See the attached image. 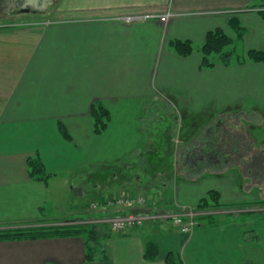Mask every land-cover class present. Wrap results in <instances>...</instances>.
I'll use <instances>...</instances> for the list:
<instances>
[{"label": "crops", "instance_id": "1", "mask_svg": "<svg viewBox=\"0 0 264 264\" xmlns=\"http://www.w3.org/2000/svg\"><path fill=\"white\" fill-rule=\"evenodd\" d=\"M253 2L59 0V20L53 23H0V226L39 225L34 223L38 219L60 215L47 210L56 182L31 179L26 164L29 156L38 155L46 170L57 175L62 169L82 171L94 163H121L132 152L154 151V132L145 129H153L150 122L161 114L163 105L177 117L196 114L210 119L207 128L190 132L179 143L189 152L208 146L220 149L226 130L214 124L218 120L255 123L249 112L257 114L264 107V62L246 58L238 63L236 58L229 64L202 67L199 52L209 30L221 28L232 34L231 17H237L245 29L243 54L248 49H264V20L251 7ZM167 10L172 14L166 21L120 19ZM174 38L190 40L193 52L186 57L172 52L169 41ZM95 101L110 112L101 134L94 133L89 114ZM58 121L67 127L71 141L61 136ZM145 133L150 136L146 148L141 147ZM235 133L245 138L237 145L240 151L232 150V162L188 169L182 172L183 179L175 172L176 179L166 181L168 173L160 176L158 172L160 179L146 180L150 184L145 187L135 175L126 193L136 196L149 187L148 195L163 200L167 208L195 205L211 189L218 190L225 203L264 201V143L258 144V133L253 135L249 128L230 135ZM206 172L208 177H202ZM118 174L112 168V181L125 179ZM58 181L63 188L69 183ZM99 187L93 185L91 192L98 195ZM110 195L98 196L96 210L85 208L73 216L98 218L141 208L110 205ZM258 210L255 206L221 210L218 214L248 213L250 218H245L247 214L223 219L218 215L217 225L197 224L191 235L167 221L123 232L112 231L106 224L112 232L100 234L102 253L90 262L85 259L82 235L1 240L0 264H168V253L177 264H246L253 256L248 253L260 246L259 218L253 220L252 215ZM149 239L158 246L154 260L144 257Z\"/></svg>", "mask_w": 264, "mask_h": 264}, {"label": "rangeland", "instance_id": "2", "mask_svg": "<svg viewBox=\"0 0 264 264\" xmlns=\"http://www.w3.org/2000/svg\"><path fill=\"white\" fill-rule=\"evenodd\" d=\"M58 3L59 0H0V23H6V22H14V21H37V22H45L46 24L53 23V21L59 20L60 12L58 10ZM27 9V10H26ZM166 12V11H165ZM164 12V13H165ZM232 36V34H230ZM228 48L234 49V53L231 56L232 59H236L237 56H242L243 49L241 42L234 41L232 44L228 46ZM218 56L217 54L212 55L213 60H217ZM161 114H158L156 117V120H151L150 124H154L153 129H150V127H146L145 131L154 132V136L151 141H154V151H144L143 153H135L132 152L125 157H123V160L121 163H118L117 160L114 163L110 162H102V163H94V165L86 166L82 171H79L81 169H70V170H58L57 175L54 173H51V179L54 180L55 187L57 188V192L55 187L53 191V197L52 200L47 208L48 212H55V215L57 217V220H69L72 224H77L79 220H82L83 218H76L73 216L75 213H77L80 210H84L85 208H88L89 210L92 209L91 202H98V196H104L107 197L110 193L123 196H132L128 195L129 193H126V189L128 187L129 183L134 182L136 179V176L138 175V178L140 177L143 181V186H148L150 182L146 180H152V179H160V176H164L166 173H168V176L164 179H176L174 174V168L176 167V161L178 160V153L181 154L178 150L179 143L181 142V138H185V135L189 136V133L192 131H196L200 129L205 119H201L198 115L196 118L188 119V116L186 114L184 116L178 115L167 108L165 105L162 107ZM159 111V110H158ZM249 118L252 120H255L254 122L248 123L246 120H240L238 118H233L229 121L221 120L219 122L218 128L220 129L223 127V130H226L229 132V135L231 134V131L236 132L237 130L246 129L249 128V130L253 132V135L258 133V136H256V139H258V144L262 145L264 143V107L259 109V113H253L249 112ZM177 117V119H176ZM242 118H244V115H242ZM216 123V122H215ZM214 123V124H215ZM149 124V125H150ZM237 124V125H236ZM242 125V126H241ZM188 133V134H187ZM225 134V133H224ZM144 134V139L141 144V147H147V140L150 136ZM222 139H226L227 136L222 135ZM179 151V152H178ZM233 159V158H232ZM190 160L191 165L189 167L191 170L196 168L195 170H201L200 165L202 163H198L197 160L194 162ZM198 161H200L198 159ZM206 161V160H204ZM200 161V162H204ZM212 162V161H211ZM114 164V167L113 165ZM186 165V163L184 162ZM227 164V163H226ZM225 164V165H226ZM182 164L180 166H177L176 173L179 175V179H183V177H186L180 170H182ZM195 166V167H193ZM198 166V167H197ZM112 168L119 173L123 178L117 177L113 181L110 178V174L112 173ZM211 168H220L217 166L211 167ZM190 170V169H189ZM49 172V171H48ZM158 172L160 173V176L158 175ZM204 174V173H203ZM136 175V176H135ZM208 177L207 174L203 175L202 177ZM49 178V179H50ZM137 178V179H138ZM58 179H67L68 184L63 188L60 184H58ZM52 180V181H53ZM112 181V182H111ZM99 184V191L98 195L92 193L91 191H95V189H92L93 185ZM168 184V182H167ZM60 185V186H59ZM70 186H74V190L70 188ZM157 187V186H155ZM168 188H172V186H167ZM80 188L83 189V193L81 195H76L75 189ZM149 188V187H148ZM148 188H144L142 190V194L144 195L147 200L148 204H159L161 208L168 210L172 209L165 207V203L161 199H157V197H150L148 194L149 190ZM147 193V194H145ZM127 194V195H126ZM260 194V193H258ZM163 199V198H162ZM89 203V204H88ZM88 206V207H87ZM180 206V205H177ZM194 207V205H188ZM127 207V206H126ZM176 207V206H174ZM173 207V208H174ZM259 210L257 212H252L253 214V220H258L259 223L257 226V234L260 242V246L258 249L248 252L249 256H252V261H247L246 264H264V218H263V211L264 207H258ZM167 208V209H166ZM221 210L212 211L215 214L220 213ZM124 213V212H123ZM121 213H115L112 215H117ZM247 214V215H246ZM221 215V214H218ZM246 215L245 218L249 217L248 213H232V215H221L223 218H233L234 216H242ZM108 216V215H107ZM104 217H106L104 215ZM104 217H98L97 216H90L88 218L90 219H101ZM85 218V217H84ZM250 218V217H249ZM53 220V219H52ZM76 220V221H75ZM89 220V219H88ZM88 220L87 223H88ZM72 221V222H71ZM74 221V223H73ZM54 222V221H50ZM79 223L85 222L81 221ZM262 224V226H260ZM5 225H3L4 227ZM19 226V225H16ZM97 229L100 232V234L106 235L107 233L112 232L110 229H108L105 223H98ZM2 227V226H1ZM100 242L103 243V239H99ZM102 253V247L97 248L95 257L100 256ZM178 258V257H177Z\"/></svg>", "mask_w": 264, "mask_h": 264}, {"label": "trees", "instance_id": "3", "mask_svg": "<svg viewBox=\"0 0 264 264\" xmlns=\"http://www.w3.org/2000/svg\"><path fill=\"white\" fill-rule=\"evenodd\" d=\"M251 7L260 8L257 11V13L262 18V20H264V0H254ZM228 26H229L230 31L233 34L232 36L226 33L221 28H214L212 30H209L206 33L205 38L199 47V52L201 55L200 66L213 67L216 64V62H220L223 64H229L232 61L231 56L234 53V49L228 48V46L232 44L234 41L241 42L242 44L245 29L243 28V26L241 25L237 17H231L228 20ZM169 47L171 48L172 52H174L175 54L179 56H183V57L189 56L194 50V46L190 40L178 39V38L171 39L169 41ZM213 54H217L218 56L217 60L212 59ZM246 58L254 62H264V49H248L245 54H242V56H237L238 63H243ZM89 114H90L92 128H93L94 133L101 134L107 128L108 123L110 121V112L108 108L101 101H95L91 104ZM186 116H188V119H193V118H196L198 115L186 114ZM202 119H205V122L201 128L205 127L206 124L208 125V123L210 122V119H208L207 117L202 118ZM57 127H58V131L60 132L61 136L65 140H68V141L72 140V136L64 123L58 121ZM222 128L223 127H221L220 130H222ZM225 132H226L225 136H227L228 132L227 131ZM186 137L188 136L185 135V138H181L182 142L185 141ZM240 140H241L240 141V144H241L243 140L242 138ZM224 141H226V139H223V142L220 143L221 145L220 147H222L224 150H228L230 148H232V150L238 149L237 145L239 144V139L235 141L231 140L230 142H227V141L224 142ZM178 145L180 147L178 150L180 151L181 154L180 155L179 153L177 154L178 160L176 161V167L182 164L181 166L182 170L180 171L186 172L188 171V169H191L189 167L191 163H190L189 157L185 161L183 159V156H186V155L188 156L190 155L191 152L187 151V149L185 148V145L183 144L182 145L178 144ZM218 147L208 146L201 151V154L206 152L203 158L207 160L205 162L197 161L198 163H203L202 165H200L202 169L207 168L205 164L206 165L214 164L216 162V163H222L224 165V163L228 164L232 162L231 160H229L230 157L227 156L223 152V150L218 149ZM184 162L186 163V165L184 164ZM26 164H27V169H28V175L31 179L36 180V181H41L44 184L47 183V180L51 177L52 174L46 170L42 160L40 159L38 155L29 156L27 158ZM176 167L174 168V173L177 171ZM205 174H209V173L206 172L204 173V175ZM216 174H219V173H216ZM194 206H195L196 211L200 212L196 216L198 224L200 225L205 224V225L211 226V225H217V218H218V214H215L212 211L224 210V209H227V210L242 209V208L251 207V206L264 207V201L257 199L252 202L243 201V202L225 203L220 200V195H219L218 190L211 189L206 193L204 197L198 200ZM39 211L42 214L43 208L40 207ZM263 218H264V211H263ZM84 219L87 220V218H84ZM50 221H54V222H50ZM37 222L39 225H34L32 223H26L25 225L0 228V241L1 240L37 239V238H47V237H67V236L82 235L85 237L84 241H85V246H86V254H85L86 262H90L95 257L97 248L102 247V242L99 241L101 237L98 238L100 232L97 229L96 223L72 224V223H68L70 222L69 220L62 221V220H56V219H53V220L47 219V220H41V221L38 219L34 223H37ZM56 222H66V223L55 224ZM144 245H145L144 246V257L147 260H154L158 254L157 244L155 243L154 240L149 239L145 242ZM165 260L168 264H177L174 262L172 253H168Z\"/></svg>", "mask_w": 264, "mask_h": 264}, {"label": "built area", "instance_id": "4", "mask_svg": "<svg viewBox=\"0 0 264 264\" xmlns=\"http://www.w3.org/2000/svg\"><path fill=\"white\" fill-rule=\"evenodd\" d=\"M257 11L260 9L258 7ZM172 13L166 11L162 14H132L121 16V20L132 22L143 19H157L166 21ZM107 202L114 206L141 207L131 208L124 213L117 215H108L101 219H90L89 222H105L114 231H124L127 228L141 226L145 223L157 221H167L176 226L179 231L185 235H191L197 226L196 216L200 213L194 210L192 206L180 205L172 209L165 210L159 204H148L144 195L123 196L119 194L108 197ZM91 208L96 209L97 204L92 203Z\"/></svg>", "mask_w": 264, "mask_h": 264}, {"label": "flooded vegetation", "instance_id": "5", "mask_svg": "<svg viewBox=\"0 0 264 264\" xmlns=\"http://www.w3.org/2000/svg\"><path fill=\"white\" fill-rule=\"evenodd\" d=\"M27 10V9H26ZM205 118V116H203V115H201L200 116V118L202 119V118ZM219 120L215 123L217 126H219ZM210 124H206V128H207V126H209ZM229 133V132H228ZM241 138H245L244 136L242 137V135L241 134H239V133H235V134H233V135H229V134H227V138H226V141L227 142H230L231 140H238L239 139V142L241 141L240 139ZM226 141H224V142H226ZM229 146V145H228ZM220 149L221 150H223V152L227 155V156H229L230 157V159L229 160H231V161H233V159L231 158V156H230V154H231V152H232V148H230V149H228V150H224L222 147H220ZM203 154V155H202ZM201 154V151H199V152H191L190 153V155H186V156H183V159L186 161L187 159H188V157H189V159H191L193 162L195 161V160H200V161H204L205 159L203 158V156L206 154V152H204V153H202ZM207 161V160H206ZM205 162V161H204Z\"/></svg>", "mask_w": 264, "mask_h": 264}, {"label": "water", "instance_id": "6", "mask_svg": "<svg viewBox=\"0 0 264 264\" xmlns=\"http://www.w3.org/2000/svg\"><path fill=\"white\" fill-rule=\"evenodd\" d=\"M75 193H76L77 195H80V194H81V189H80V188L75 189Z\"/></svg>", "mask_w": 264, "mask_h": 264}, {"label": "bare ground", "instance_id": "7", "mask_svg": "<svg viewBox=\"0 0 264 264\" xmlns=\"http://www.w3.org/2000/svg\"><path fill=\"white\" fill-rule=\"evenodd\" d=\"M124 195V194H123ZM158 199V198H157ZM88 207V206H87Z\"/></svg>", "mask_w": 264, "mask_h": 264}]
</instances>
